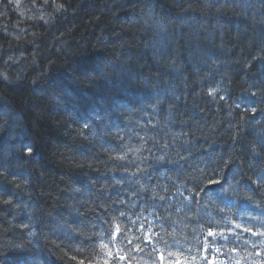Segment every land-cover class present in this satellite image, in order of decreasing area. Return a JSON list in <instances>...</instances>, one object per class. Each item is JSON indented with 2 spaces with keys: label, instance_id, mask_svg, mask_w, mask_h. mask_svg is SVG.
I'll return each mask as SVG.
<instances>
[{
  "label": "trees",
  "instance_id": "1",
  "mask_svg": "<svg viewBox=\"0 0 264 264\" xmlns=\"http://www.w3.org/2000/svg\"><path fill=\"white\" fill-rule=\"evenodd\" d=\"M79 1L55 0L54 4L42 7L43 24L37 25L35 21L28 24L23 16L25 24L21 26V33L25 37L21 55L13 49L19 40L14 43L0 39V61L4 62L0 65V79L4 78L2 71H8L15 83L24 82L21 78L26 79L27 74L17 71L21 64L14 62V58L20 57L25 68H38L37 75L26 79L27 83L32 80L42 84L44 90L46 87V99L28 101L25 108L20 94L27 89L14 92L18 95L14 100L16 112L28 126L23 139L32 142L35 148L29 163L19 169V179L12 175L0 176V191L3 188L9 195L6 203L12 202L14 211H21L33 221L31 243L40 247L43 244L44 249L54 253L57 235L53 231L58 229L76 241V245L85 240L87 244H84L91 247L90 259L80 260L78 264H121L120 257L127 260L126 264H174L184 258L185 264H264V235H260L264 232V175H238L232 193L224 192L222 187L231 181V173L237 170L235 163L230 165L222 160L215 170L205 164V167L197 166V179L204 169L216 175L213 181H219L207 190L199 187L180 190L183 187L180 184L176 192L167 194L162 189L163 184L153 186L147 182L148 176H152L153 181L164 180L173 187V176L168 174V178L162 179L163 170L178 168L185 160L190 163L196 160L193 142L198 135L203 134V141L212 140L215 146L223 137L225 124L227 130L230 125L245 130L246 124L242 121L230 120L232 111L239 109L238 104L250 109L259 107L260 101L264 103V0H85L87 9L92 12L82 18H111L109 28L104 32L79 30L77 36L72 35L69 45L56 43L55 35L52 36L55 29L68 33L67 36L73 33L65 29L64 23L78 9ZM169 6H173L175 12L182 10L177 13L179 17L175 16L178 23L174 27L175 18L169 14ZM112 9L115 11L109 15ZM151 20L160 27L156 43L145 29ZM244 23L252 26L254 38ZM166 27L172 29L168 31ZM0 32H3L2 25ZM81 35L94 41L84 42ZM0 36L4 35L0 33ZM147 36H151L152 44L156 45L159 58L165 47L176 51L184 49L185 60L177 55L174 64L182 69L193 63L196 70L191 76L184 75L181 86L173 88L171 99L162 96L165 92L171 93L167 88L153 104L150 68L138 54L146 46ZM42 46L48 51L47 67L59 70L49 80H44L45 70L38 66L41 61L38 50ZM226 52H233L230 63L234 61L237 65L233 70L242 73L246 85L240 93L233 90L226 95L224 102L221 92H217L220 87L214 77L218 76L223 83L229 76L238 78L235 70L223 66ZM122 77L125 82L120 81V84L118 80ZM11 79L3 81L11 82ZM3 81H0V97H7ZM236 85L234 83L233 88ZM210 88L217 92L211 99L208 98ZM252 90L258 98L253 97ZM187 99L193 115L181 117L179 108ZM54 100L69 105L58 121L50 112ZM205 101L223 107L220 116L225 124L219 119L209 120L210 109ZM9 102L13 107V101ZM171 115H175L177 121L171 128L164 129V121ZM73 132L78 136L73 137ZM253 134L264 143V130ZM8 143L6 139L0 151V160L6 164L11 162ZM226 147L231 160L233 156L239 158L237 150H240L242 158L264 162V146L260 149L234 135ZM108 159L111 167L105 168ZM125 162L134 168L125 166ZM237 165L240 167V163ZM113 170L124 189L134 191L131 205V191H126L127 194L120 191L110 197L105 196L111 195L109 191L105 195L101 189V193L95 192L98 178ZM260 171L264 173V167ZM119 174L133 176L132 181H123ZM240 179L251 191L257 190L258 185L263 194L239 193L236 185ZM213 190L217 191L218 199L210 196ZM110 198L114 199L113 203L109 202ZM0 201L3 202L1 194ZM145 204L150 205L142 207ZM8 215L0 212V264H17L20 252L5 248L6 233L11 230ZM42 220L48 227L40 234V241L38 224ZM117 227L118 233H111ZM209 231L214 236H209ZM91 234L93 239H90ZM53 257L69 262L61 253Z\"/></svg>",
  "mask_w": 264,
  "mask_h": 264
},
{
  "label": "bare ground",
  "instance_id": "2",
  "mask_svg": "<svg viewBox=\"0 0 264 264\" xmlns=\"http://www.w3.org/2000/svg\"><path fill=\"white\" fill-rule=\"evenodd\" d=\"M77 4L79 5L78 9L75 10L73 13H71L70 19L66 23H64L65 29L73 33L71 34V36H67L68 33L63 32L60 29H55L54 32H52V36L55 35L54 41L56 43L58 42L62 45H69L71 43L70 39L73 38L72 35L77 36L78 35L77 31L79 30L81 32H84L85 31L84 29H87V30L89 29L91 31L101 29V31L104 32L105 29L107 30L109 28L110 26L109 22H111L110 20L111 18H109L108 20H107L108 17L102 18V17H95V16H84L82 18L83 15L90 14L92 10L87 9L88 5L85 0H80ZM232 6L235 8V5H232ZM168 9L170 11L169 14L172 17L174 16L175 18L172 23V27H174L178 23V20L176 19L175 16L179 17L177 13L182 12V10L179 9L177 12H175V8L173 6H169ZM114 11H115L114 9L110 10L108 12L109 15L111 13L113 14ZM244 26L248 30L249 34L254 38L255 33H252L253 31L252 26L246 23H244ZM145 29L147 33H149L152 36L154 42L155 41L157 42L156 35H160V27L159 25L155 24V20H151L145 26ZM166 29L169 31L172 28L166 27ZM151 36H147V39L144 42L146 46L142 48V50H140L138 54L141 56L144 65L150 68L152 79L149 80V87H151V91L154 92V95L151 99V104H153L155 101L159 100L160 93H162L167 88L171 90V93L165 92L162 96L163 98H166L168 96L169 99H171V97H173L172 96L173 88L181 86L180 80L184 77V75L191 76L195 73L196 70L193 68L194 67L193 63L183 67L182 69L177 67L174 64V60H175L174 58L177 55L180 56V60L182 59L185 60L186 52L184 51V49L176 51L174 49H170V46L165 47L162 50L161 57L159 58V54H157L158 51L155 48L156 45L154 46L152 44ZM81 40L84 42L94 41L93 38L84 37L83 35H81ZM45 47L46 46L39 47L40 49L38 50V52H39L41 61L38 66L40 67L41 65L42 68L45 70L46 75H45L44 80H49L51 76H53L59 70H55L54 67L52 68L47 67L45 63V59L48 55V51L46 50ZM139 47L141 48L142 46L140 45ZM233 57H234L233 52H226L224 56V60L226 62L225 64H223V66L227 69L229 68L230 71H234L235 69L233 70V68L237 66L234 63V61L230 63V60ZM153 59H154V62H151V60ZM236 61L239 64L241 63L239 60H236ZM27 69L28 71L24 69L22 70L21 66H19L17 68V71H22L21 72L22 75L27 74L26 76L27 80H30V78L35 77V75H37V71H38L36 70L38 69L37 67L27 68ZM248 71H251V70L248 69ZM234 72L236 73L238 78H236L235 76L231 78L229 76L225 80L224 83L218 76L214 77V82L218 84L220 87L219 91L217 92H221V101L225 102L227 99L226 95L232 94V92L234 91H236V93H240V91L243 90V86L245 87L246 85V81L244 80L242 73L239 72L238 70H235ZM10 76L11 74L8 71H2L1 77L2 78L4 77V78L0 79V81L1 82L3 80L10 81L11 79L9 78ZM12 79L14 80V76H12ZM12 79H11V82L3 81L5 83L4 85L5 89L3 90V92L7 93L8 96L0 97V151H1V147L3 146L5 140L8 139L9 140L8 148L10 150L9 157L11 158V162H8L9 164L8 163L6 164L5 161L0 160L2 162L1 168H3V170L0 169V176L6 177L7 175H12L15 179H19V175H20L19 169H21L24 163H29L32 157L31 155L34 153L35 145H33L32 142L27 141L26 138L23 139V137L28 132V126H26L23 120V116L19 115L16 112V106H15L16 103L14 100L18 97V95L14 94V92L21 93L23 89L24 91L27 89L26 93L23 92L20 94V95H23V98L25 100V102H23V108H25L28 101H31L32 103L35 101H41V100L44 101L46 99L44 97L46 87L44 90V87L42 86V84H38L39 82L35 84L33 83L32 80L29 81V83H27V80L25 78H21V80L24 81V82H21V84L15 83ZM118 81L125 82L123 77L121 78V80H118ZM234 83H236L237 85L233 88ZM120 84H122V82H120ZM21 88L23 89L20 90ZM214 89L215 88L213 89L210 88L209 92ZM60 90H63V89L60 88ZM251 94L253 95L255 94L253 96L254 98L257 97L256 93H254L253 90L251 91ZM125 96H127V98L129 97L128 94H126ZM183 96H184L183 98H180L181 102L182 100L185 99L186 92L185 94H183ZM200 96L201 94L197 97L196 100H198ZM82 97L83 96H80L79 99H82ZM208 98L211 99V97L209 96V93H208ZM75 100L76 102L82 101V100H77V99ZM9 101H13V107H11V104ZM208 102L205 101V105L210 108V110H208L209 120L219 119L220 121L222 120V125L225 124L223 117L220 116V114H223L224 112L223 107L216 103L209 104ZM68 107L69 105H67L66 103H62L60 100H54L50 106V112L55 116L56 121H58L57 118H62L63 112ZM259 107L248 109L247 105L243 106L241 104H238L239 109H237L236 111L235 110L232 111V118H230V120L237 119V121H242L244 125L246 124L245 130L244 129L241 130L240 127L231 128L232 125H230L229 129L227 130L226 124H225V129L222 134L223 137L221 138L220 143H217L215 146L212 140H207V143L204 142L203 141L204 138L202 137L203 134L198 135L197 138L193 142L195 146L194 148H195L196 160L194 159L192 160L196 164L193 162L190 163L189 161L185 160L183 164L180 165V167L178 168L163 170V174L165 175H164V178L162 179L168 178L167 177L168 174H170V176L171 175L173 176V179H174L173 187L170 186V184L164 180L161 182L153 181L154 178H152V176H148L149 180L147 182L152 184L153 186H158L159 183L163 184L164 187H162V189L167 194L176 192L175 189L180 184L181 186H183L180 190H183L185 187L189 189H194V188L199 187L200 189L207 190L209 189L210 186L214 185V184H210V181H213L216 175L210 174L209 172L203 169L200 176H198V179H197L196 168L197 166L205 167V165H207L215 170L216 168L221 166L222 160L224 163L227 160L228 164L230 165L235 163L236 170L238 173H240V174H238L237 172L233 174L231 173V176L229 178L231 181L227 185L222 187L221 189L224 192L232 193V189H233V186L236 184L238 175H244L248 177L259 175L263 177L264 173L263 171L262 172L260 171V168L262 170L264 167L263 166L264 162L262 160H259L257 158L248 159L245 156H243L242 158L240 154L241 152L240 150H237L238 151L237 156L239 158H235L233 156V160H231L232 155L228 156V153L230 150H228L226 147L227 142L229 141V138L231 136L236 135L239 138H241V140H245L247 143L253 144L256 147L263 149L264 143L253 134V133L261 132L264 130V117L262 118V112L264 111V103L260 101ZM215 112L218 113V115ZM179 113L181 114V117L193 115V110L189 106V99L183 102L182 107L179 108ZM135 120L139 121V119H136V118ZM73 121L76 122V119H73ZM176 121H177V117L175 115L174 116L171 115V118L169 120L164 121L166 122V127H163V125L162 127L164 129H169L171 128L172 125L175 124ZM74 127H77V126L74 125ZM112 128H114L113 125H112ZM240 130L243 133H241ZM101 132L102 131L99 130V133ZM61 133H63L62 130H61ZM74 133L75 132L72 133V136L74 137L75 135V137H77L78 135ZM73 141L74 140H72V142ZM28 147H31L32 149L31 153L27 151ZM244 162L246 163V165ZM237 163H240V167H238ZM148 164L155 167V165H153L152 163H148ZM104 165L106 166L105 168L111 167V160L108 159V161L104 163ZM124 165L132 167L126 162L124 163ZM255 165L259 166V168L255 169L254 168ZM135 170L137 172L136 168ZM228 171H229L228 174H230L229 169ZM113 172L114 170L111 171V173L107 172L108 174L98 178V180L96 181V184H94L95 192L98 191L99 193H101L99 191L101 189V191L104 193L103 195H105L109 191L108 194H111V195H105V196L110 197L112 195L117 196L116 194H118L120 191H123L124 194H127L129 191H131L129 192L130 193L129 196L131 197L129 204L131 205L133 200L135 199L134 191L125 190L124 184L117 179L116 173L113 174ZM174 172L176 173L174 174ZM241 180L242 179L238 180L237 185H236L239 193L245 196L263 194V192L259 190L260 188L258 187V185H256L257 190L251 191L250 186L248 184L242 183ZM0 194H1V200H3V202L0 201V212H5V214L9 213L8 215V220L10 224L9 228L12 230V231L11 230L7 231L6 233V236L8 237V240H7L8 242L5 243V248L7 246V249H8L7 251H11L13 253L20 252V254L17 255V258H16L18 262L17 264H78L80 260L81 261L83 259L87 260L90 257L91 247L88 245H85L87 244L85 243L86 242L85 240H83L81 244L76 245L75 244L76 241H73L72 239L70 240L65 232H58L59 229L53 231V232H56L55 234L57 235L55 237L57 239H56V242L54 243L56 247V249L54 248V253L44 249L43 244L40 247L36 244L31 243V230H32V223H33L32 219L29 216L24 215L21 211H17V212L14 211L12 202L11 204L6 203L5 201L7 200L6 197H9V195L3 188L0 191ZM210 196L213 199H218L217 191L213 190ZM109 202L113 203L114 199L110 198ZM117 209L118 208L115 207L114 210L118 212ZM119 214L122 215V211L119 212ZM123 216L126 217L127 215L123 214ZM189 223H192V221L189 220ZM47 227L48 225L43 220L38 224L39 234L37 236L39 237L40 241H42L40 234H44L46 232ZM53 232H51V235H52L51 239L53 237ZM92 234L94 233L92 232ZM92 234L90 235V239L94 238V235ZM70 245L72 246L71 248L69 247ZM19 247H20V250H17L16 248H19ZM57 249L59 250L56 251ZM60 253L62 254V257L66 260H69V262H66L64 260L61 261V259L53 257L54 254H60Z\"/></svg>",
  "mask_w": 264,
  "mask_h": 264
},
{
  "label": "rangeland",
  "instance_id": "3",
  "mask_svg": "<svg viewBox=\"0 0 264 264\" xmlns=\"http://www.w3.org/2000/svg\"><path fill=\"white\" fill-rule=\"evenodd\" d=\"M54 3L55 0H0V29L1 25L3 27V32L0 33L4 35L0 36V39H2L4 42L11 40L14 43L18 42L19 40L17 45H13V49L15 48L17 50V54L21 55L22 51L20 49L22 46V39L25 37L24 34L21 33V26L25 24V16L27 18L25 20L28 24L33 21H35L37 25L43 24L41 23V19L44 14V9L42 7H48L50 4ZM50 9L51 8H49L47 11ZM19 58L20 57L14 58V62H19V64L22 66L19 64L18 65L21 66L22 69L28 71V69L23 66V62H21L22 59ZM3 64L4 62L0 61V65L3 66ZM210 93L212 95H216L215 90H211ZM207 109L210 108L207 107Z\"/></svg>",
  "mask_w": 264,
  "mask_h": 264
},
{
  "label": "snow or ice",
  "instance_id": "4",
  "mask_svg": "<svg viewBox=\"0 0 264 264\" xmlns=\"http://www.w3.org/2000/svg\"><path fill=\"white\" fill-rule=\"evenodd\" d=\"M211 94V93H210ZM27 151L29 153H31L32 149L31 147L27 148ZM219 181H210V184H218ZM237 227H239V225H237ZM117 231H119V228L117 227ZM244 231H251L250 229H244ZM256 233H253V235H255ZM209 236H214V233H212L211 231H209L208 233ZM260 235H264V232H261ZM106 247V246H105ZM121 259H124V257H120ZM81 264H83V262H81Z\"/></svg>",
  "mask_w": 264,
  "mask_h": 264
}]
</instances>
